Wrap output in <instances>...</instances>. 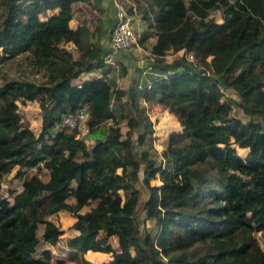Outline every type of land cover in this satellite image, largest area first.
<instances>
[{"label": "trees", "instance_id": "1", "mask_svg": "<svg viewBox=\"0 0 264 264\" xmlns=\"http://www.w3.org/2000/svg\"><path fill=\"white\" fill-rule=\"evenodd\" d=\"M88 1L3 0L0 64L24 55L41 79L0 83V187L15 166L43 168L47 178L17 169L21 189L10 191L11 198L0 194V264H52L46 244L62 228L47 217L57 212L74 218L66 260L75 264H93L87 250L108 253L107 264H264L254 236L264 234V0H132L145 22L139 45L155 38L153 60L182 51L175 62L181 69L154 79L143 95L182 127L168 133L160 163L148 149L136 150L151 136V121L127 102L112 108L126 91L103 77H85L103 66L107 53L82 21L87 11L75 10ZM47 10L55 11L41 18ZM78 14L81 22L72 28ZM224 88L239 95L248 120L230 114ZM19 101L38 102L37 134L23 122ZM84 103L89 131L78 137L58 123ZM168 117H161L162 128ZM142 164L145 218L155 221V238L143 234L137 217ZM153 179L161 184H150Z\"/></svg>", "mask_w": 264, "mask_h": 264}, {"label": "rangeland", "instance_id": "2", "mask_svg": "<svg viewBox=\"0 0 264 264\" xmlns=\"http://www.w3.org/2000/svg\"><path fill=\"white\" fill-rule=\"evenodd\" d=\"M121 1L124 3V6H129L132 3V0ZM98 2L99 0H94V2L89 0L88 2L82 5L83 8H80L79 4H75L74 6L75 10L79 11V13L84 10L87 11L82 21L84 22V24H87L89 29L91 28L90 30L94 32L95 36H93V38L95 39L92 38V40H99L100 42L102 39H105L108 35V32H110V28L112 26V15L108 17L109 19L107 21V24H102L101 19L99 22H97L100 16L102 18L105 15V10L96 6V3L98 4ZM54 11L55 10H47L43 12L40 17L45 18L51 15ZM144 11L145 10H143L142 13ZM93 13L98 14V18L96 20L92 19ZM3 15L4 4L3 0H0V21L2 20ZM79 16L80 14L77 15L78 18ZM211 16L218 22H220L222 19L221 13L218 9H214L211 12ZM154 43L155 38H151L147 40V42H145V44L143 45L145 47H143L141 44L139 45V43L138 45H132L131 47L127 48V50L123 54V57L126 58L125 62L117 59L114 60L113 64L103 63V66H101L100 68H103V70L110 73V76H106L105 73L104 76L107 78L112 88L124 89L126 91L125 95H123L120 100L113 98L112 108L114 110H118L119 103L121 101L127 102V104H129L132 108L137 107L140 110L139 116L147 117L151 121V136L147 140L146 144L136 145V150L137 152H141L143 149H148L150 157L157 161V163H160V160H162V151L164 150L167 143L168 133L171 131H180L182 127L180 126L176 117L172 113H170L168 109L162 108L154 102L145 101L143 95L146 89L148 88V85H151L154 79L160 76L171 74L174 71L181 69V66L178 65V63L175 64V62L179 60L181 61V59L179 58L182 55V51H168L166 55L162 59H160V61H155L153 60L155 58L151 52V46ZM215 43L218 47L223 46L224 38L220 37L216 39ZM66 46L72 51H74V49L76 51L75 46L71 42H68ZM138 46L141 48H138ZM76 53L77 52H75V54ZM23 56L24 55L18 56L12 60L0 64V83L5 78H16L26 75L36 78L37 81L41 79L40 73L36 72L37 74L34 75L35 71L29 69L28 62ZM224 98L230 101V104L232 106L230 113L231 115L239 117L243 121L249 119V115L243 113L242 109L240 108V97L234 90L224 88L223 99ZM18 104L19 111L23 118V122L28 125L34 131V133L37 134L41 127V115L38 102L26 101L22 103L19 101ZM165 116H171V118L168 117L169 122L164 121V124L166 123L167 126L166 128H162L159 124L161 122V117ZM120 127L123 132L127 130V125L124 120L120 122ZM133 137H135V135ZM142 168L143 164L141 165V170L139 172V180L136 184L140 190V198L137 205V217L140 221V228L143 234L147 231L152 238H155L158 232L157 225L153 219L145 218L144 204L146 199L148 198V189L141 181ZM17 169H21L23 172H25L26 176L27 174H37L44 180L47 178V173L43 168H35L28 170V168H19L18 166H15L9 173L5 174L3 177L2 185L0 187L1 195L11 198L10 191H19L21 189L22 178L13 177ZM150 184L160 185L161 182L158 179H153L150 181ZM47 219L54 221L62 228V233L59 235V238L54 243L56 252H53L52 264H75L66 260L65 252L66 239L75 233V231L71 227V219L61 212L51 214L47 217ZM39 235L41 236V234ZM254 236L257 238L261 248L264 249V234L259 231H255ZM109 241L114 247H117V240L114 236L110 237ZM42 244L43 242L41 241L39 243V246L37 247V253L39 254L42 250ZM108 257L109 254L103 256L95 255L93 256V259L88 257H86V259L94 262L93 264H107V261L110 260L108 259Z\"/></svg>", "mask_w": 264, "mask_h": 264}, {"label": "built area", "instance_id": "3", "mask_svg": "<svg viewBox=\"0 0 264 264\" xmlns=\"http://www.w3.org/2000/svg\"><path fill=\"white\" fill-rule=\"evenodd\" d=\"M113 5L114 21L110 28L109 33V51L104 55L103 62L108 64L114 63L113 53L131 47L132 45H138V34L134 26V18L136 10L133 2L128 6H124L121 0H110ZM132 7V12H129V8ZM219 10V9H218ZM220 11V10H219ZM186 58L191 61H195V56L192 52L186 53ZM150 84L148 85V87ZM89 118V107L86 103L82 104L78 108L67 111L62 114L58 125L63 127L75 128L78 137H84L89 127L87 120Z\"/></svg>", "mask_w": 264, "mask_h": 264}, {"label": "crops", "instance_id": "4", "mask_svg": "<svg viewBox=\"0 0 264 264\" xmlns=\"http://www.w3.org/2000/svg\"><path fill=\"white\" fill-rule=\"evenodd\" d=\"M91 1L94 2V0H91ZM96 6H98L99 8L105 10L104 11L105 12V15L101 18L102 24H104V23L107 24V21L109 19L108 17H110L111 15H112V20L111 21L113 23L115 9H114L113 5L111 4V1L110 0H99L98 4L96 3ZM80 22L81 21L79 20L78 17H74L70 21V26L72 28H75ZM134 26H135L136 32H138V33H140L139 31H142L144 29V27H145V22L142 19V14L140 12H136V14H135ZM109 33L110 32H108V35H107V37L105 39H102L100 41L101 45L104 48H106L107 51H109V49H110V47H109ZM138 48H141V47L138 46ZM126 50H127V48L126 49H122V50H118V51L114 52L113 53L114 60H117L118 59V60H122L123 62H125V59L126 58L123 57V54L125 53ZM106 64H108V63H106ZM104 73L106 74V76H110V73L109 72L103 70V68H98V69H95L93 71H90V72L86 73L85 74V77H90V75H95V76H98V77H103L105 79V81H107L109 83V81L107 80V78L104 76ZM110 86H111V84H110ZM111 88H112V86H111ZM61 213H63L64 215H67L71 219V221H73L74 218L72 216H70L69 214H66L65 212H61ZM72 235H74V234H72ZM46 245H47L48 248L51 249V251H52V258H53V252H56L55 245L54 244L53 245L52 244H46ZM67 250H68V247H67V245H65V252H67ZM88 253H95L96 256L108 255V253L103 252V251H95V252H92V250H87L84 253V257L85 258L88 257ZM61 256H62V254H61ZM110 258H111V256L109 255L108 259H110ZM92 263H94V262H92Z\"/></svg>", "mask_w": 264, "mask_h": 264}]
</instances>
